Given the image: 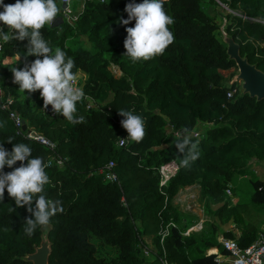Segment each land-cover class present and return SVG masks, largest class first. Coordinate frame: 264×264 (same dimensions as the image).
I'll list each match as a JSON object with an SVG mask.
<instances>
[{"label": "trees", "instance_id": "trees-1", "mask_svg": "<svg viewBox=\"0 0 264 264\" xmlns=\"http://www.w3.org/2000/svg\"><path fill=\"white\" fill-rule=\"evenodd\" d=\"M15 2L4 0V4ZM129 2L142 0H85L74 23L63 20L41 30L53 52L57 47L65 51L75 62L73 72L82 74L79 86L93 101L90 108L85 99L77 104L84 123L70 124L50 105L46 114L39 90L21 91L10 69L16 64L21 69L37 57L26 56L27 39L2 41L0 123L5 127L0 128V143L11 151L12 144L7 143L11 137L14 144L28 145L33 157L48 164L47 197L60 200L64 208L51 218L45 233L50 245L48 264H219L216 256H226L217 241L220 225L232 222L240 227L237 238L224 234L240 248L263 233L264 100L242 94L237 82L230 84L237 68L227 55L216 20L226 21L225 33L238 45L240 56L264 72V0H163L166 13L175 21L169 26L174 43L163 55L135 64L123 47L125 28L135 22L120 23L127 19L124 8ZM57 3L61 17V0ZM218 4L239 15L221 16ZM78 37H84L93 51L67 46ZM231 69L235 72L228 81L221 72ZM118 109L144 118L142 142L118 145L127 137ZM11 112L18 114L27 131L41 134L55 148L18 133L9 119ZM198 123L211 125L201 137H192L198 141L199 158L190 168L179 167L181 154L174 144L184 129L192 133ZM168 127L180 136L171 139ZM58 159L64 161L62 167L54 163ZM110 162L117 177L113 183L100 175ZM170 165L177 171L161 185L160 170ZM19 166L17 162L3 171ZM239 179H248L250 191L244 200L232 203L226 190L238 198L233 181ZM192 186L199 188V201L217 223L204 221L199 232L184 235L187 215L178 210L174 199ZM210 206L217 208L211 211ZM10 207L16 211L10 212ZM26 209L17 208L5 190L0 202V264H31L25 258L42 241V227L31 236L24 232V220L31 216ZM95 242L113 254L101 255ZM143 249L150 254L147 260Z\"/></svg>", "mask_w": 264, "mask_h": 264}, {"label": "clouds", "instance_id": "clouds-1", "mask_svg": "<svg viewBox=\"0 0 264 264\" xmlns=\"http://www.w3.org/2000/svg\"><path fill=\"white\" fill-rule=\"evenodd\" d=\"M0 8L3 9L0 11V24L7 27V31L0 27V40L9 43L27 39L26 56L37 57L21 69L11 67L13 83L29 94L39 90L44 110L50 105L53 113H59L70 124L84 123V117L78 115L77 104L84 99L85 93L73 72L75 62L59 47L53 52L41 31L45 26H53L57 20L61 12L57 0H16L14 4H4V0H0ZM124 11L127 19H121L120 23L128 25L135 22L134 26L125 28L127 35L123 41L124 55L131 63L159 57L174 43L175 37L169 26L175 21L166 13L163 0L129 2ZM19 59L18 56L14 64ZM118 114L124 118L120 123L127 132V140L142 142L146 135L144 118L125 109H118ZM4 127L5 124L0 123V128ZM7 143L12 144L11 151L0 143V202L4 200L6 190L17 208L27 206L31 216L24 220V232L31 236L38 227L49 226L51 218L63 213L64 208L60 200L47 197L46 186L50 183L46 171L48 164L41 157H33L28 145L14 144L11 137ZM124 143L125 138L121 139V144ZM174 146L181 154L179 167L190 168L192 162L199 158L198 141L192 139L188 129L183 130L182 138ZM17 162H20L19 167L11 172L3 171L5 166L13 168ZM9 211L15 212L16 209L10 207ZM4 231L10 229L5 228Z\"/></svg>", "mask_w": 264, "mask_h": 264}, {"label": "rangeland", "instance_id": "rangeland-1", "mask_svg": "<svg viewBox=\"0 0 264 264\" xmlns=\"http://www.w3.org/2000/svg\"><path fill=\"white\" fill-rule=\"evenodd\" d=\"M70 1H71L70 2L71 16L76 17L77 14L82 10L83 3L85 0H70ZM216 10L221 16H225L226 13H231L233 15H239L238 11H230L225 6H223L221 4H218V7ZM61 18H62V20L65 21L63 13L61 14ZM216 22L220 27H222L223 20L220 17L217 18ZM56 24H57V21H55L53 26H55ZM67 46H69L71 48H78L79 47V48L88 49L90 51H93V48L91 47L89 42L84 37H78V38L70 39L67 42ZM15 67H17V64L15 65ZM112 71L115 74H119L115 67H112ZM234 72L235 71L233 69H231L229 71L221 72V75L226 80L229 81L231 74H233ZM236 74H237V72H236ZM79 76H82V74H79ZM204 132H205V128L201 129L198 126H196L194 131H193V133L198 134V138L201 137L204 134ZM167 133H168V130H167ZM233 188L236 191L238 198H235L236 196L233 194V192H231V194L228 196L229 200L232 203H235L236 201L244 200L246 198V196L244 194H246L247 192L250 191V185H249L248 179L234 180L233 181ZM174 205L178 208V210H180L182 213L187 215V218L184 220V224L188 225V230L194 229L195 231H193V232L200 231V229L198 230V226L200 224H202L204 221H208L210 223H212V222L217 223V220L213 216H211L210 214L207 213V211L203 207L202 203L199 201V188L197 186H192V187H188L186 189H183L175 198ZM216 208H217L216 206H210L211 211L215 210ZM201 227H202V225H201ZM48 228H49V226L42 227V233H43L42 238H43V240L46 239L45 233L48 230ZM227 231H228V226H224V227L221 226V227H219V232L217 235H220V234L223 235ZM146 244L149 248H151V244H150L149 240H146ZM95 245L99 249V252L101 255L110 256L113 254V251L106 249L105 247L101 246L98 242H95Z\"/></svg>", "mask_w": 264, "mask_h": 264}, {"label": "built area", "instance_id": "built-area-1", "mask_svg": "<svg viewBox=\"0 0 264 264\" xmlns=\"http://www.w3.org/2000/svg\"><path fill=\"white\" fill-rule=\"evenodd\" d=\"M70 2H71L70 0H61V3L66 5V9L63 11V16L67 22H75L76 17L71 16V10L69 8ZM0 27L5 28V26L2 24H0ZM1 50H2V40H0V52ZM231 95H232L231 93H228V97H231ZM84 99L87 101V108H90L93 106V101L89 97L85 96ZM2 108H4V106H2ZM9 119L14 123V126L16 127V130L18 133H25V136L28 139L34 140L40 145L49 148L50 150H53L55 148V145L50 143L41 134H38L32 130L27 131V129L26 131H23L22 127L24 123L22 122L18 114L14 112L9 113ZM168 128H169L168 135L171 139L178 138L180 136V134L176 131H173L171 127H168ZM191 134H192V137L198 138L197 133L192 132ZM124 138H125V143L122 145L121 140H120L118 143L119 146H125L128 143L127 138L126 137ZM54 163L57 166L62 167L64 164V161L58 159V160H55ZM170 166H175V165H170ZM112 168H113V163L110 162L105 168L100 170L101 177L107 183L117 182L116 174L114 173ZM166 169L167 167H164L160 170V173H161V183L160 184L161 185H164L171 176L175 175L174 173H172L166 179V177L164 176L165 175L164 170ZM226 194L228 196L230 195L229 189L226 190ZM199 229H201V224L198 226V230ZM192 231H195V230L189 229L184 233V235H188ZM218 242L219 244H221V246L223 247V250L226 252V256H222V255L216 256L215 260L219 264H264V234H260L258 238L246 248H240L237 242L234 240L219 239ZM142 256L145 259L147 258L149 259L150 254L148 250L143 249ZM162 264H167V263L165 261H162Z\"/></svg>", "mask_w": 264, "mask_h": 264}, {"label": "water", "instance_id": "water-1", "mask_svg": "<svg viewBox=\"0 0 264 264\" xmlns=\"http://www.w3.org/2000/svg\"><path fill=\"white\" fill-rule=\"evenodd\" d=\"M65 8L66 5L62 4V9L64 10ZM225 24L226 21H223V25L220 27V36L227 46L229 59L234 61L237 68V74L232 77L230 84L239 83L242 94H248L249 97L262 101L264 100V72L258 70L256 66L250 65L245 58L240 56L238 45L225 33ZM45 113L48 114L49 110L45 109ZM26 129L24 124L22 130L26 131ZM49 255V242L47 239L43 240L42 238L40 245L25 259L31 264H48Z\"/></svg>", "mask_w": 264, "mask_h": 264}, {"label": "crops", "instance_id": "crops-1", "mask_svg": "<svg viewBox=\"0 0 264 264\" xmlns=\"http://www.w3.org/2000/svg\"><path fill=\"white\" fill-rule=\"evenodd\" d=\"M65 10V9H64ZM57 24L56 25H59L60 23H61V21H63L62 20V18L61 17H57ZM59 21V22H58ZM6 28V27H5ZM196 126H198V127H200L201 129L202 128H205V130L207 129V128H209V127H211V125L210 124H204V123H198ZM172 167V168H171ZM169 166V167H167L169 170V173L171 174V172L172 171H174L175 173H176V166ZM254 174H256L257 176H261L262 174L261 173H259V172H257V173H254ZM186 189V188H185ZM181 192V191H180ZM179 192V193H180ZM178 193V194H179ZM177 197V196H176ZM175 197V198H176ZM175 200V199H174ZM202 225V224H201ZM224 226H228V231L226 232V233H228V232H230V233H232V235L235 237V238H237L239 235H240V227H236L232 222H230V223H228L227 225H222V227H224ZM219 227H221V225L219 226ZM202 228V227H201ZM201 230V229H200ZM260 230H261V232H263L264 233V225H262L261 227H260ZM193 232V231H192ZM197 232H199V231H197ZM218 232H219V228H218ZM191 233V232H190ZM217 239L219 240V239H226L225 238V236H224V234L223 235H218V237H217ZM217 240V241H218ZM219 243V242H218Z\"/></svg>", "mask_w": 264, "mask_h": 264}, {"label": "bare ground", "instance_id": "bare-ground-1", "mask_svg": "<svg viewBox=\"0 0 264 264\" xmlns=\"http://www.w3.org/2000/svg\"><path fill=\"white\" fill-rule=\"evenodd\" d=\"M69 8H70V5H69ZM65 9H66V8H65ZM70 10H71V9H70ZM63 11H64V10L62 9V13H63ZM65 21H66V19H65ZM75 21H76V20H75ZM66 22H67V21H66ZM67 23H69V24H72V23H74V22H67ZM170 167H171V166H170ZM171 168H172V167H171ZM168 170H169L168 168H167L166 170H164V171H165V173H164L165 175H164V176L166 177V179H167V178H168V176L170 175V173H169V171H168ZM172 173H174V174H175V172H174V171H172V172H171V174H172ZM230 194H231V191H230ZM262 234H264V233H262Z\"/></svg>", "mask_w": 264, "mask_h": 264}]
</instances>
